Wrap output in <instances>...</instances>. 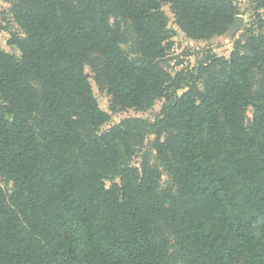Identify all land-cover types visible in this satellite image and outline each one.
<instances>
[{
	"label": "trees",
	"instance_id": "obj_1",
	"mask_svg": "<svg viewBox=\"0 0 264 264\" xmlns=\"http://www.w3.org/2000/svg\"><path fill=\"white\" fill-rule=\"evenodd\" d=\"M10 2L20 53L0 48V264H264V23L170 95L160 0ZM171 8L197 40L238 13L234 0ZM87 67L112 112L165 98L161 112L101 132L111 114ZM149 132L166 183L149 160L132 162Z\"/></svg>",
	"mask_w": 264,
	"mask_h": 264
},
{
	"label": "rangeland",
	"instance_id": "obj_2",
	"mask_svg": "<svg viewBox=\"0 0 264 264\" xmlns=\"http://www.w3.org/2000/svg\"><path fill=\"white\" fill-rule=\"evenodd\" d=\"M162 9L168 16V28L172 33L173 48L169 55L168 69L173 76L170 95H179L184 89L192 75L198 73V68L201 62L206 61L213 55L230 58L235 45L238 42L245 43L248 37L249 30H259L260 25L264 23V7H260L255 0H234L238 8V13L231 23L228 24L227 30L221 34L212 36L207 40H197L188 37L182 31L177 23L175 14L171 8V0H160ZM113 26L117 27L122 24V21L112 13L110 17ZM20 32L18 25L14 22L11 15L10 0H0V48L3 50L19 55L20 51L15 46L9 43L12 33ZM126 50L129 49V44H125ZM86 72L93 87L94 94L99 102V106L109 114L110 120L101 126L100 131H106L110 127L121 123L128 118H142L148 121H153L161 112L165 98L156 100L155 104L147 110H136L134 108L121 112H112L110 110L111 95L105 88H101L94 80V73L89 67ZM178 73L181 76L178 77ZM181 77H186L184 82ZM253 108L246 109L247 123L253 119ZM154 132L146 134L143 140H135V153L132 158L133 164L140 166L142 161L149 160L152 164L158 166L162 171V182L166 183L169 180L167 171L158 160L155 152L152 150L151 142L155 139ZM165 139V134L161 136ZM149 151V152H148ZM5 185V183H4ZM110 185V181L107 182ZM6 186V185H5ZM7 187V186H6ZM261 224L256 226V232L261 235ZM262 230V229H261ZM263 232V230H262Z\"/></svg>",
	"mask_w": 264,
	"mask_h": 264
}]
</instances>
